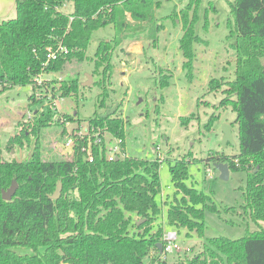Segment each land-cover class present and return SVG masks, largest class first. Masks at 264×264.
<instances>
[{
	"label": "trees",
	"instance_id": "1",
	"mask_svg": "<svg viewBox=\"0 0 264 264\" xmlns=\"http://www.w3.org/2000/svg\"><path fill=\"white\" fill-rule=\"evenodd\" d=\"M15 2L16 17L0 23V83L3 90L31 84L35 93L31 103L44 107L45 100L35 98L36 75L42 71L63 73L70 61H84L95 31L108 25L116 31L111 39L101 40L94 56L95 71H102L99 105L104 107L109 96L104 84L111 77L108 71L114 51L124 39H136L145 32L151 36L152 30L157 41L164 28L155 18L161 0ZM199 2L189 0L185 9L173 14L182 22L180 50L185 58L183 68L190 75L196 57L194 45L205 42L196 32ZM228 2L234 18L232 34L237 38L234 47L239 54L235 77L224 84L212 79L209 88L218 91L225 85L219 105L237 112L240 152H216L206 162H226L230 171L248 173L246 184L241 186V207L253 222L260 223L264 221V0ZM68 3L74 10L67 14L62 7ZM61 45L68 53H60L47 65L49 49L58 50ZM170 76L163 86L169 84ZM79 89V79L72 78L61 87L54 85L52 93L64 98L79 93ZM46 107L35 111L33 119L24 120L21 133L10 141L21 146L35 137L32 154L21 161L0 159V264H146L152 252L160 251L164 219L170 228L185 229L188 237H204L205 212L220 210L210 205V194L187 184V158L170 163L176 190L172 200L161 197L159 158L129 156L111 161L105 147L93 146L91 161L78 144L71 159L60 156L46 160L41 133L58 115L51 106ZM219 117L213 114L206 127ZM58 118L55 123L60 125ZM192 118L181 117V123L188 126ZM88 122L125 137L118 111L104 117L97 113ZM14 180L18 182L15 197L4 200L2 190ZM58 183H62V192L55 200L51 196ZM150 258L153 264H168L167 260ZM188 264H264V229L238 239L208 237L203 250L188 259Z\"/></svg>",
	"mask_w": 264,
	"mask_h": 264
},
{
	"label": "rangeland",
	"instance_id": "2",
	"mask_svg": "<svg viewBox=\"0 0 264 264\" xmlns=\"http://www.w3.org/2000/svg\"><path fill=\"white\" fill-rule=\"evenodd\" d=\"M161 1L155 18L164 23V28L157 34V41L153 40L152 30L151 36L149 32H145L136 39H124L114 51L112 69L108 71L111 77H108L104 84L109 95L104 107L99 105L103 93L99 84L102 80L99 73L102 71H95L94 56L101 40L111 39L115 35L113 25L102 27L93 33L84 61L72 60L64 66L63 73L50 71L47 76L55 80L58 77L64 79L61 83H56V87H61V84L72 78H78L80 81L79 93L59 99L58 102V111L62 112L67 120L68 116L74 119L69 120V132L76 129V125L87 127L92 116L97 113L104 114L107 109L117 106L116 111L124 126L128 155L162 160L160 174L164 200L168 197L172 200L176 192L170 163L173 164L175 160L182 158L189 160L190 176L186 180L187 184L210 194V205L216 206L220 213L210 210L205 212L204 237H188L185 229L175 228L179 232L178 241L182 248L168 254L167 262L188 264V259L203 250L208 237L227 236L238 239L248 232L264 229V221L253 222L241 207L244 202L241 186L246 184L248 173L245 170L230 171V177L223 180L214 163L209 165L206 162L209 155L216 152L229 155L240 152L239 128L235 122L237 112L230 106L219 105L225 96V85L218 91L209 88L212 79L224 84L235 77L239 54L234 47L237 38L231 29V25H234L231 5L228 0H200L196 32L205 42L194 45L196 57L193 74L190 75L188 69L183 68L185 58L180 50V38L184 33L182 22L173 18L176 11L185 9L189 0ZM62 9L67 14L73 10L69 3ZM190 13L192 14V11ZM15 16V0H0V17L10 19ZM262 62L264 64V57ZM87 74L93 75V82L84 86L88 79ZM169 76V84L163 86ZM2 88L0 159L21 161L32 154L35 137L31 136V141H24L21 146L10 143L11 138L21 133L24 128L23 121L28 120V115L33 119L35 111L47 107L39 102L31 103V95H35L31 84L5 90ZM213 114L220 117L207 128L206 124ZM190 115H193V118L188 122V126L183 125L180 118H188ZM75 117L79 122L75 121ZM57 118L58 115L54 123L44 127L41 133L46 160L62 156L58 151L59 141L64 138L65 133L64 126L55 123ZM225 123H235L233 138L236 144L224 145L222 128ZM208 167H211L213 177L209 175ZM163 224L166 225L165 228L173 229L167 226L166 219ZM186 247L192 249L187 254ZM158 254L159 252L154 251L150 257H156ZM150 257L148 263L152 261Z\"/></svg>",
	"mask_w": 264,
	"mask_h": 264
},
{
	"label": "built area",
	"instance_id": "3",
	"mask_svg": "<svg viewBox=\"0 0 264 264\" xmlns=\"http://www.w3.org/2000/svg\"><path fill=\"white\" fill-rule=\"evenodd\" d=\"M60 53H68V50L62 45L58 50L49 49V53L47 54V65L51 63L53 60H57ZM48 71H42L36 75L35 79V87L37 88L36 97L43 98L45 100V106H51L53 110L58 114V119L60 125L64 126L66 132L64 138L59 141L60 148L58 151L65 159H71L74 156V153L77 150L78 144H82V151L87 154V158L93 161V146H101L105 147L106 157L107 159L113 161L118 158L129 157L128 152L125 147V137H121L119 135H114L110 130L103 129L100 126L89 125L87 127H82L80 125H76V129H72L71 132L68 131V127L70 121L67 120V117L62 112H59L58 102L59 99H64L60 94L55 95L52 93L53 86L56 83H61L64 79L62 77H58L57 80L50 79L48 77ZM55 80V81H54ZM58 81V82H56ZM0 86L2 87L1 83ZM0 87V89H1ZM36 98V99H37ZM49 101V102H47ZM47 102V104H46ZM29 119L32 117L29 116ZM80 141V142H79ZM162 161V160H160ZM208 173L213 177L214 173L212 172L211 167H208ZM164 195V194H162ZM179 232L177 229H165L162 241L163 248L162 251H159L158 256L160 260H168L167 255L175 252V250H180L182 248L180 241H178ZM186 252H190L191 248L186 247ZM146 264H153L152 261L150 263L146 262Z\"/></svg>",
	"mask_w": 264,
	"mask_h": 264
},
{
	"label": "water",
	"instance_id": "4",
	"mask_svg": "<svg viewBox=\"0 0 264 264\" xmlns=\"http://www.w3.org/2000/svg\"><path fill=\"white\" fill-rule=\"evenodd\" d=\"M87 75H88V79L87 82L84 83V86H89L93 82V75L92 74H87ZM116 110H117V106L112 107V109H107L104 112V114H102V116L104 117L108 115H113L116 112ZM222 130H223L224 145H228L230 143L236 144L235 139L233 138V125L230 123H225L223 125ZM214 165L216 169H218L219 172H221V178L223 180L228 179L230 177L231 172L228 163L220 162V163H215ZM17 190H18V182L14 180L9 188L2 190V195L4 200H12L15 197ZM61 192H62V183H58V186L55 192L53 193V195L51 196V198L56 200L61 196ZM159 247H160V251H162L163 248L162 242L159 243Z\"/></svg>",
	"mask_w": 264,
	"mask_h": 264
},
{
	"label": "crops",
	"instance_id": "5",
	"mask_svg": "<svg viewBox=\"0 0 264 264\" xmlns=\"http://www.w3.org/2000/svg\"><path fill=\"white\" fill-rule=\"evenodd\" d=\"M15 3H16V2H15ZM69 5H72V9H73V4H72V3H69ZM73 10H74V9H73ZM73 10H72V11H73ZM70 12H71V11H70ZM16 14H17V13H16ZM15 17H16V16H15ZM1 18H2V17H0V23H1L2 20H5V19H6V18H2V19H1ZM13 18H14V17H13ZM133 42H134V41H133ZM132 45H133V44H132Z\"/></svg>",
	"mask_w": 264,
	"mask_h": 264
}]
</instances>
